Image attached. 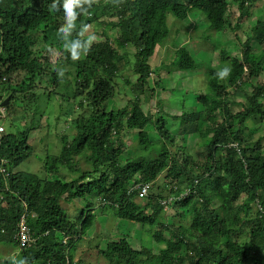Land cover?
Instances as JSON below:
<instances>
[{"label": "trees", "instance_id": "16d2710c", "mask_svg": "<svg viewBox=\"0 0 264 264\" xmlns=\"http://www.w3.org/2000/svg\"><path fill=\"white\" fill-rule=\"evenodd\" d=\"M258 1L233 0L239 6L235 20L230 0H92L88 14L77 21L99 23L106 40L75 63L61 58L48 68L44 53L51 47L50 34L65 16L61 0H0V168L6 170L0 171V245L12 247L0 252V264L21 258L27 264H87L77 256L80 244L94 226L99 235L102 223L113 218L116 225L140 227L165 247L155 254L149 245L134 249L128 237L114 240L98 251L111 264H264V141L245 135L252 122L264 130V20L256 21L250 35L237 33V55L220 49L221 65L231 73L221 80L216 69L209 70V89L200 98L204 112L183 109L170 115L159 109L149 115L143 109L158 92L169 91L166 76L153 80L151 63L177 22L200 11L209 29L225 35L232 24L243 29ZM54 2L59 10L51 7ZM110 29L117 30L113 44ZM175 40L173 69H199L190 50L176 47ZM217 41L222 42L216 40L214 47ZM57 45L68 53L64 42ZM39 76L55 88L39 86ZM237 92L243 102H237ZM116 98L127 104L110 109ZM56 99L76 102L77 108L60 103L57 117L59 124L65 116L75 136L55 134L60 150L48 155L43 176L21 172L33 153L31 133L42 129L45 109ZM21 117L27 118L24 129L15 131ZM152 121L155 140L147 130ZM46 128L58 130L54 124ZM124 135L138 139L140 147L125 161ZM197 135L196 153H190L188 138ZM138 184L149 185L143 205L135 201ZM76 201L83 207L69 213L63 203ZM23 217L36 241L16 259Z\"/></svg>", "mask_w": 264, "mask_h": 264}, {"label": "rangeland", "instance_id": "374dc122", "mask_svg": "<svg viewBox=\"0 0 264 264\" xmlns=\"http://www.w3.org/2000/svg\"><path fill=\"white\" fill-rule=\"evenodd\" d=\"M231 1V8L230 12L231 14H234V19L238 20L239 11L238 6L233 5V0ZM63 3V0H61ZM258 6L253 8L252 17L249 19L243 20V29H237L235 25H231V27H228L227 33L224 35H220L221 33L213 31L209 29L210 25L207 21V16L205 13H201L200 11H194L190 14L189 18L185 20V22H177L176 26L173 28V31L168 35V37L165 40V43L158 47L156 51V55L152 60V67H153V80L157 81L160 76H166V82L165 87L169 90L167 93L164 92H158L154 99L151 107H148V105L143 104V109L146 113L151 115L152 113L158 112L159 109L163 108L165 112L164 114H178L183 111V106L189 110H195L196 107L200 112H204L205 108L203 105L201 106L199 101V94L206 92L208 89V73L211 68L216 69L218 72L222 70L224 67L221 65V56H220V49L225 47L230 52L233 53V55H237L239 53V46L237 42L236 35L239 33V36L241 32H243L246 35H250V30L254 26L257 20L261 19L264 20V0L258 1ZM99 20L102 22V20H105L104 15L100 16ZM99 21V22H100ZM109 21V20H108ZM57 24H59L60 28L64 26L65 24V16L61 15L57 19ZM172 25L174 24V19L170 17V23ZM83 24L89 25V30L83 37V39H87L89 35H94L96 37L95 41L92 43H99L106 40V37H104L101 32L103 31V28L99 23H88L87 19H84L81 24H79L78 21H76V29L74 30V34L80 29V25ZM198 24L199 31H195L194 26ZM179 31V34H175V31ZM241 31V32H240ZM50 34V33H49ZM107 36L109 37L110 43L113 44V41L117 37V30H108ZM200 35H202L205 40L202 41L200 39ZM51 46L45 53L44 56H46L49 59V66L48 68H54L57 62L61 58H65L71 62H74L70 58L69 52L67 54H64L61 52L60 47L57 45L58 42H64L59 36H58V30H54L53 33L50 34ZM176 36V47L180 45L181 47H187L190 52L192 53L194 59L197 61V63L201 66L198 70L194 71V76L191 75V77L185 78L187 72L184 71H170L168 69L169 66L172 64V59H174V52L175 47H171L172 40H174ZM192 36V39L191 37ZM196 36L199 37V40L196 39ZM227 38H226V37ZM243 37V36H242ZM70 39H75V37L72 34V37ZM190 40V41H189ZM216 40H222L220 43L217 41V47H214V43ZM207 41V42H206ZM200 43V45H198ZM41 44H39L36 49L41 47ZM53 45V47H52ZM91 45V46H92ZM114 46V45H113ZM254 48L259 51L260 47L258 44L253 43ZM168 47V49H167ZM172 48L169 50V48ZM195 48V49H194ZM177 49V48H176ZM167 50V51H166ZM122 53H126V51H121ZM128 53H133V48L128 49ZM76 62V61H75ZM74 62V63H75ZM163 62L165 63V68L162 67ZM59 64V63H58ZM168 64V67H167ZM69 68H72L68 64ZM128 73V71H125ZM124 72V73H125ZM42 77L39 76L37 78V84L39 86L47 87L49 90L53 89V84H51L50 81L46 79H41ZM69 78V77H68ZM262 79V78H261ZM185 81V82H184ZM172 84L176 87L172 88ZM170 85V86H169ZM55 88V87H54ZM180 89V92L177 90ZM251 91V89H248ZM237 102H243L244 95H242L241 92H237ZM243 96V97H242ZM243 98V99H242ZM63 104L64 107L74 106L77 108V104L74 100H70L69 102H66L64 100H53L48 108L45 109V116L42 118L40 127H42L41 130L33 131L31 133V138L29 140L30 145L33 148L32 156L26 160L19 168L18 170L21 172H27V173H34L43 176L44 175V165L46 163L47 157L49 154L55 155L59 153L60 150V142L59 139L56 138L55 134L59 133L62 134L64 132H67L72 135V138L75 136V131L69 130L68 121L66 120L65 116H62L59 124L57 117H59V110L58 106L59 104ZM127 104L126 99H113L110 102V109L118 110L120 108H123ZM67 110V109H66ZM240 108H236L234 111L238 112L240 111ZM205 116V115H204ZM22 123H16L15 125V131L19 129H24V123L27 121V118H23ZM19 121V120H18ZM17 121V122H18ZM172 122V121H171ZM48 124H54L57 126L58 130L52 129L50 132L48 131V128L46 126ZM154 123L153 121L150 123L147 130L150 133V138L152 140L158 139L157 132L154 131ZM174 134H177V131H174ZM252 134L255 139L263 138L264 141V130L262 126H258L256 123L250 125V130L245 133V135ZM132 135H124L123 140L125 143V153L123 155V160L131 159L133 158L136 153L138 152V149H140L138 143V139L131 138ZM135 137V135H134ZM200 139L197 136L189 137L188 138V152L190 153H196L197 150V142H199ZM59 143V144H58ZM59 149V150H58ZM154 153V152H152ZM151 153V154H152ZM141 154H146V152L142 151ZM80 157H77L79 159ZM82 168H88V165L85 164V162L82 163ZM164 176L159 180L160 184L164 182ZM136 202L140 204H144L146 201H143L142 198H137L135 200ZM82 201H76L69 205H66L64 208L68 209L69 213H75L79 209L83 207ZM174 211L170 212V219L172 220V214ZM100 222H104L103 217L98 218ZM175 219V218H174ZM115 219H109L108 223H102L101 230L99 232V235L95 234L96 226L91 229V231L86 235V238L84 241L80 244L79 248L80 250H77V256L78 258L84 260L87 264H111V262L104 258L103 256H98L99 250H106L108 247V243L114 240L123 239L125 237L129 238V242L131 246L134 249H141L143 245L146 246H152L153 250L156 253H159L164 247V244H160L156 239H152L149 237V235H143V231L138 226H134L130 223H120L116 225L114 223ZM114 221V222H113ZM175 222L177 220L175 219ZM180 224V222H179ZM107 234V236H106ZM95 235V236H94ZM169 234L166 233V237L168 238ZM8 248H12L9 246V244H1L0 245V252L6 253L10 250ZM14 250V249H13ZM19 251L15 247L14 252ZM3 253V254H4ZM186 252L184 250L182 256H185ZM185 264H188V261L185 262Z\"/></svg>", "mask_w": 264, "mask_h": 264}, {"label": "clouds", "instance_id": "9594fccd", "mask_svg": "<svg viewBox=\"0 0 264 264\" xmlns=\"http://www.w3.org/2000/svg\"><path fill=\"white\" fill-rule=\"evenodd\" d=\"M235 5L238 6L237 3H235ZM91 6H92V0H63V3H62V9H63V12L65 14V24H64V26H62L61 28L58 29V36L64 41V47L69 52L70 58L74 62L75 61H79L84 56H87V54L89 53V51L91 49L92 43L96 39V37L94 35H89L87 37V39H83V37L85 36V34L89 30V25H87V24H83L80 27L79 31L76 34L78 38L70 39V37H72V34H73L74 30L76 29V26H77L76 25V21H77L78 16H80L81 14H88V9L91 8ZM51 7L53 9L59 10L58 9V5H57L56 2H54ZM238 11H239V8H238ZM233 14H235V12ZM238 18H239V16H238ZM183 22H185V21H183ZM194 29H195V31H199L198 27L196 28L194 26ZM190 37L192 39V36H190ZM199 37H200L201 40L203 39L202 41H204V37L202 35H200ZM199 37L196 36V39L199 40ZM198 45H200V43ZM178 46L180 47V45H178ZM170 71H176V70H174L173 67L171 66ZM230 73H231V68L226 67V68H223L222 70H220L217 73V76H218L219 79L223 80L226 77H228L230 75ZM58 74L62 76L63 75V71H60ZM187 74H189V75H186L185 78L191 77V75H193V77H195L194 76V71L187 72ZM209 79H210V77H209V74H208V84H209ZM208 89H209V87H208ZM208 89L206 90V92L208 91ZM177 91L180 92V89L177 90ZM206 92L199 94L198 103L200 102V98ZM200 104H201V106L203 105L201 102H200ZM185 107L183 106L184 109H186ZM203 107H204V105H203ZM3 108L4 107L2 106L1 109H3ZM161 109L163 110V108H161ZM195 110L200 112L197 107H196ZM189 111L193 112L194 110H189ZM138 186H144V185L143 184H138V185L135 186V189H137L139 191V196L137 198H141L140 197V191L141 190L138 188ZM145 198H142V200L145 201ZM18 250H19L18 252H21L20 248ZM13 264H27V261L25 259L21 258L19 260L13 261Z\"/></svg>", "mask_w": 264, "mask_h": 264}, {"label": "built area", "instance_id": "2783aa9c", "mask_svg": "<svg viewBox=\"0 0 264 264\" xmlns=\"http://www.w3.org/2000/svg\"><path fill=\"white\" fill-rule=\"evenodd\" d=\"M2 113H4V109H1ZM4 130L3 127L0 128V132ZM0 171L5 173V169L0 168ZM140 191V197L145 198L148 195L149 185L138 186ZM179 199V198H178ZM165 202L164 204H166ZM18 240H19V248L23 250L26 247H31L36 239L33 237L30 228L27 225L26 218L23 217L20 224H19V231H18Z\"/></svg>", "mask_w": 264, "mask_h": 264}, {"label": "water", "instance_id": "95a60500", "mask_svg": "<svg viewBox=\"0 0 264 264\" xmlns=\"http://www.w3.org/2000/svg\"><path fill=\"white\" fill-rule=\"evenodd\" d=\"M10 102V97L2 104L3 107H5L6 105H8Z\"/></svg>", "mask_w": 264, "mask_h": 264}, {"label": "crops", "instance_id": "0c3cea01", "mask_svg": "<svg viewBox=\"0 0 264 264\" xmlns=\"http://www.w3.org/2000/svg\"><path fill=\"white\" fill-rule=\"evenodd\" d=\"M175 86L172 84V88H174ZM14 254L16 255V259H17V256L20 255V253L18 251L14 252Z\"/></svg>", "mask_w": 264, "mask_h": 264}]
</instances>
